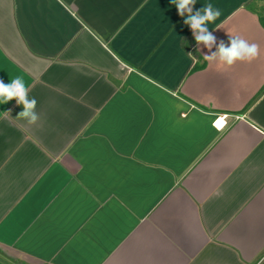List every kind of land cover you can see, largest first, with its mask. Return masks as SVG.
<instances>
[{
  "label": "crops",
  "instance_id": "crops-1",
  "mask_svg": "<svg viewBox=\"0 0 264 264\" xmlns=\"http://www.w3.org/2000/svg\"><path fill=\"white\" fill-rule=\"evenodd\" d=\"M259 46L208 62L171 0H0V264H264V0H197Z\"/></svg>",
  "mask_w": 264,
  "mask_h": 264
},
{
  "label": "clouds",
  "instance_id": "clouds-1",
  "mask_svg": "<svg viewBox=\"0 0 264 264\" xmlns=\"http://www.w3.org/2000/svg\"><path fill=\"white\" fill-rule=\"evenodd\" d=\"M197 0H171L181 17L184 24L190 26L192 35L197 45L203 44L209 50V55L203 58L208 62H216L219 65L232 66L237 61L252 62L259 56V46L255 43H249L241 36L229 35V46L221 42L216 52H211L212 47L216 44V38L209 31L208 25L214 23L221 12L214 8L212 4H206L201 10L193 13V6ZM15 99L17 105L22 107V111L15 117L17 120H24L28 125H35L40 116L36 111L37 101L29 96V86L22 76H17L5 84L0 80V105L7 104ZM6 113L11 115L9 111Z\"/></svg>",
  "mask_w": 264,
  "mask_h": 264
},
{
  "label": "trees",
  "instance_id": "trees-1",
  "mask_svg": "<svg viewBox=\"0 0 264 264\" xmlns=\"http://www.w3.org/2000/svg\"><path fill=\"white\" fill-rule=\"evenodd\" d=\"M263 20V24H264V19H262Z\"/></svg>",
  "mask_w": 264,
  "mask_h": 264
}]
</instances>
